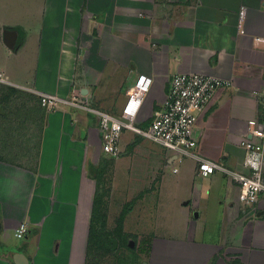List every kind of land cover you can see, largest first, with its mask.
Wrapping results in <instances>:
<instances>
[{
  "label": "crops",
  "instance_id": "crops-1",
  "mask_svg": "<svg viewBox=\"0 0 264 264\" xmlns=\"http://www.w3.org/2000/svg\"><path fill=\"white\" fill-rule=\"evenodd\" d=\"M21 3L28 6L19 11ZM5 30L16 32L11 49ZM256 37H264V0H0V264H14L15 252L27 264L89 262L97 184L89 167H103L109 158L94 115L70 107L45 111L39 93H80L110 112L144 73L152 85L138 124L146 125L162 109L174 74L219 77L229 84L198 117L194 153L243 170L239 140L248 120H264V45ZM144 142L119 144L116 161L134 156L152 176L161 166L177 174L171 209L164 214L160 207L161 215L181 222L160 233L139 232L135 223L134 231L125 230V221L149 216L146 192L134 196L123 234L139 243L147 237L141 262L264 264V196L244 204L224 174L198 175L192 158L194 165L180 171L183 160ZM214 210L223 222L217 240L205 238L209 229L197 222L212 219ZM20 223L27 224V242L16 245L9 235Z\"/></svg>",
  "mask_w": 264,
  "mask_h": 264
},
{
  "label": "built area",
  "instance_id": "built-area-1",
  "mask_svg": "<svg viewBox=\"0 0 264 264\" xmlns=\"http://www.w3.org/2000/svg\"><path fill=\"white\" fill-rule=\"evenodd\" d=\"M254 42L264 45V37H256ZM228 84L224 79L202 73L174 74L169 80L162 109L143 128L139 126L138 118L152 85V78L144 73H139L132 82L117 114L91 106L80 93L68 96L39 93L38 99L48 112L70 107L94 115L100 132L101 149L108 158L116 159L120 155L121 132L129 130L171 152L179 162L184 158L194 159L198 175L224 174L238 187L239 201L251 205L264 196V120H248L245 136L239 140L244 152L243 170L229 169L220 162L194 153L195 123L213 100L216 91ZM176 170L173 168V171ZM26 233L27 224L20 223L13 235L21 239Z\"/></svg>",
  "mask_w": 264,
  "mask_h": 264
},
{
  "label": "rangeland",
  "instance_id": "rangeland-1",
  "mask_svg": "<svg viewBox=\"0 0 264 264\" xmlns=\"http://www.w3.org/2000/svg\"><path fill=\"white\" fill-rule=\"evenodd\" d=\"M37 5H39V2ZM27 6L28 3H21L19 11L23 10V7L27 8ZM21 19L23 20L22 17ZM90 105L96 107L92 103H90ZM73 109L74 108H72V110ZM118 110L119 107L115 105L109 111L112 114H117ZM81 112L84 111L81 110ZM148 125L149 124L139 126L143 128ZM36 132L38 135V131ZM136 137L144 140V143L149 144L150 142V140L140 137L129 130H123L119 139L121 149H123L126 144L127 145L125 147L127 149V147L131 145L130 140ZM150 143L152 146L157 147L155 144H152V142ZM196 145L195 150L199 148V144L196 143ZM126 149L124 151H126ZM125 155L126 154H122L121 157ZM194 163V160L184 158L183 161L177 165V167L180 168V171H182L188 166L191 167ZM145 164L146 163H143V161H141L138 157L128 155L119 161H116V159H104V166L96 167V171H98L101 175L99 182L100 184L102 182V189L106 191L109 199L108 214L110 220L107 221V219H105L104 224L101 227V231H104V233H102L103 235H100V238L106 239L107 244L99 246V249H97L96 246L94 253L91 252L88 257V264H143L141 261H144L142 255H144L146 251L147 237L143 236L141 238V243H139V241H137V237L123 234V221L120 233L117 230L119 216L123 205L127 201L130 205H133L134 199L132 198L139 192H142V194L146 192L143 203L147 204V207L149 208V216L145 221H125V230H133L132 228L135 226L133 223L136 224L135 228H137L139 232L143 230L151 233H157L159 231H166L169 227H180L179 225L181 221H172V215L170 217L167 215H161L164 208L160 207V205L165 207L166 211L164 214H166L168 209H171L173 204L171 190L174 186L175 176L177 174L172 173L170 168H164L161 166L158 174L152 176ZM104 168L108 172L103 171ZM185 185L187 186L189 184L184 183V186ZM157 189L158 194L156 191ZM103 205L106 213L107 200L104 199ZM213 214L214 216L212 219L197 222L203 223L205 227L209 229V233H206L204 236L205 238L217 240L220 238L219 232L221 231V225L223 222L220 221V210H214ZM9 238L11 243L16 245H22L27 242L25 238L18 239L12 234L9 235Z\"/></svg>",
  "mask_w": 264,
  "mask_h": 264
},
{
  "label": "trees",
  "instance_id": "trees-1",
  "mask_svg": "<svg viewBox=\"0 0 264 264\" xmlns=\"http://www.w3.org/2000/svg\"><path fill=\"white\" fill-rule=\"evenodd\" d=\"M262 109V108H261ZM113 159V158H109ZM108 159V160H109ZM90 173H95L96 178V189L93 197V208H92V215L89 222V254L90 250H92V247L94 245L97 246V249H99V246H104L107 244L106 239H101L100 235H103L104 231H101V227L104 224L105 221V214L103 212L104 205L103 201L104 198L107 196V193L104 189H102V182L100 184L101 175L98 171H96L95 168L89 167ZM131 205L130 203H127L123 208L119 216V223L117 225V230L120 233L121 227H122V218L126 214V212L130 209ZM98 236V237H97ZM114 242V241H113Z\"/></svg>",
  "mask_w": 264,
  "mask_h": 264
},
{
  "label": "water",
  "instance_id": "water-1",
  "mask_svg": "<svg viewBox=\"0 0 264 264\" xmlns=\"http://www.w3.org/2000/svg\"><path fill=\"white\" fill-rule=\"evenodd\" d=\"M16 40V32L11 30H5L3 32V42L8 48H13ZM12 260L14 264H27L28 259L21 252H15L12 254Z\"/></svg>",
  "mask_w": 264,
  "mask_h": 264
}]
</instances>
